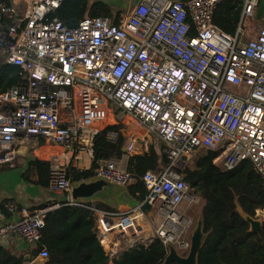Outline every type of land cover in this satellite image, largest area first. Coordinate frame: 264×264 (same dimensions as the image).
Segmentation results:
<instances>
[{
	"label": "built area",
	"instance_id": "built-area-1",
	"mask_svg": "<svg viewBox=\"0 0 264 264\" xmlns=\"http://www.w3.org/2000/svg\"><path fill=\"white\" fill-rule=\"evenodd\" d=\"M229 1L241 5L234 34L212 21L216 7ZM259 2L139 0L120 21L89 15L70 28L54 16L62 0H6L0 4V71L13 67L18 74L0 93V166L15 161L20 138H41L74 156L83 131H106L112 143L124 131L127 158L146 153L154 139L168 162L140 177L145 194L138 205L123 212L87 208L104 250L118 238L138 240L141 222L166 250L170 245L186 256L191 221L179 213L190 190L185 170L212 155L222 172L249 160L264 178V16L254 33L244 28ZM110 127L117 128L107 132ZM96 162L94 177L119 186L134 182L127 164L110 157ZM49 174L50 190L68 197L71 173L53 165ZM62 204L27 209L6 203L16 219L0 225V240L35 245L45 214ZM46 256L43 250L36 259Z\"/></svg>",
	"mask_w": 264,
	"mask_h": 264
},
{
	"label": "trees",
	"instance_id": "trees-1",
	"mask_svg": "<svg viewBox=\"0 0 264 264\" xmlns=\"http://www.w3.org/2000/svg\"><path fill=\"white\" fill-rule=\"evenodd\" d=\"M93 3L95 5L96 2ZM92 4L89 2L90 6ZM240 10L238 1L220 3L214 10L212 21L225 33L234 34ZM87 13V0H62L54 16L69 22L80 21ZM88 15L108 16V12L93 11ZM17 74V68L1 69L0 93L13 85ZM116 128L110 127L108 130ZM99 142L98 137L94 141L96 154L105 150L96 148ZM122 145L123 137L120 134L113 147L116 157H121ZM212 158V155H208L194 161L192 167L185 170L183 178L192 195L202 202L199 214L205 239L197 256V264H264V219L261 230L254 233L237 211L238 206L245 215L256 219V212L264 210V178L249 160L241 161L231 171L222 172L212 164ZM167 162L165 155L157 151L155 145H150L143 155L128 157L126 168L134 176V182L127 186L129 195L141 200L145 190L140 177L147 171H161ZM93 168L94 164L79 174L82 177L93 174ZM49 173L48 165L38 166L41 187L49 188ZM87 207L112 212L100 203H64L45 214L39 240L25 252L14 254L0 246V264H38L36 258L43 250L47 256L41 264H174L165 262L167 250L153 237L147 244L134 243L111 256L96 237L95 215ZM4 208V203H1L0 210L6 211Z\"/></svg>",
	"mask_w": 264,
	"mask_h": 264
},
{
	"label": "crops",
	"instance_id": "crops-1",
	"mask_svg": "<svg viewBox=\"0 0 264 264\" xmlns=\"http://www.w3.org/2000/svg\"><path fill=\"white\" fill-rule=\"evenodd\" d=\"M98 1H100L101 3H99ZM138 1L139 0H87L88 13L86 16H89L88 14H92L93 11H100V12L105 11L108 12L109 16L116 19V21H120V19L124 18L127 14L131 12V10L136 6ZM89 2L90 5L93 2H96L95 5H100V6L95 7L94 3L92 4L93 6H90ZM95 13L98 14V12ZM263 16H264V12L262 10L260 17H257V10H256V16L253 19H250L248 22H246L244 28L254 33L257 30V28L261 25V20ZM114 19H112V21ZM239 19H240V14H239ZM254 20L257 21L256 26L250 25L249 23ZM96 134L100 138L99 145L96 144V148H104L105 150H101L99 151V153L93 156L94 163L96 160L108 156L110 158L119 160L124 165L127 164L128 158L127 156L124 155L123 149H122L123 153L121 155V158L124 156L126 157L125 160L121 159L120 157H116V155H114V151H113L114 143L109 142L106 139L105 134L99 132H96ZM97 138H95V140ZM37 139L38 138L18 139V141H16L15 161L12 164H5L0 166V204L4 203L5 206L6 203L10 202L16 205L18 208L25 207L27 209H33L35 207L41 206L42 204H46L55 200L54 194H58V193L53 192L52 190H50V188L41 187L39 184V175H38V166L40 164L48 165L49 169L53 165H59L58 163L61 160V157H58L57 155L53 156L54 154H56L55 150L62 151L61 156L65 158L66 162L62 163L60 161L61 167L68 169L67 171L70 172L71 173L70 175L74 178L75 175L79 174V172L88 170L92 165L91 163L88 162V160L82 159L80 157V154L84 150L82 148H80L78 154L72 156L69 148H62L60 146L53 145L42 139H41V143L39 144ZM152 141L153 140H150V145ZM153 142L157 143L155 140ZM106 144L110 145V148H108ZM155 146L158 145L155 144ZM77 160L80 161V164L76 163ZM72 166H74V169L72 168ZM74 178H72L73 180L72 182L79 181V180H74ZM133 199L135 201L137 200L135 198ZM139 201L140 200H138V202ZM110 210L114 212H123L130 209L127 207H119V210L117 211L113 210L112 208H110ZM14 219H16V216L9 214L7 211L0 210V225ZM256 219H259L260 221L264 219V210L256 212ZM141 237L139 239H141ZM147 238L149 239L150 237L147 236ZM122 240L123 241L119 240L112 242L110 244V246L112 247L111 249L112 253L110 254L111 256L118 254L120 251L126 249L127 247H130L131 245H133L131 244V242L135 241V240L131 241L129 238H124ZM123 242H125L124 244L126 245H124ZM0 246L4 248H8L9 250L13 251L14 254H22L23 252L26 251V249L32 247L25 244L21 239L17 237H11L9 239H1ZM41 262H42L41 260L37 261L38 264H41Z\"/></svg>",
	"mask_w": 264,
	"mask_h": 264
},
{
	"label": "water",
	"instance_id": "water-1",
	"mask_svg": "<svg viewBox=\"0 0 264 264\" xmlns=\"http://www.w3.org/2000/svg\"><path fill=\"white\" fill-rule=\"evenodd\" d=\"M5 1L6 0H0V4ZM263 6L264 0H260L257 7V17H260ZM68 26L70 28L75 27L76 21H69ZM121 133L124 135V131ZM37 141L40 144L41 138H38ZM182 178H185L184 173L182 174ZM54 195L55 200L59 203L64 204L71 202L74 205L100 203L115 211L119 210V207L134 209L138 205V202L129 195L127 186H119L100 177H92L86 180L72 182L68 197L60 194ZM237 211L250 225L251 232L258 233L261 230V221L259 219L248 217L238 206ZM204 239L205 236L202 232V220L199 215L190 237V246L186 256L179 255L174 247L169 245L167 247L165 262H173L174 264H197V256L204 244Z\"/></svg>",
	"mask_w": 264,
	"mask_h": 264
},
{
	"label": "rangeland",
	"instance_id": "rangeland-1",
	"mask_svg": "<svg viewBox=\"0 0 264 264\" xmlns=\"http://www.w3.org/2000/svg\"><path fill=\"white\" fill-rule=\"evenodd\" d=\"M121 20V19H120ZM248 22V21H247ZM246 23V22H245ZM250 25H252V26H256V24H257V21L256 20H254V21H251L250 23H249ZM251 36V35H250ZM105 133H102V134H106V131H104ZM107 132H111V131H107ZM153 141H154V139H152ZM116 141L117 140H115V143H116ZM151 142V145L152 146H154L155 144L156 145H158V146H155L156 148H157V151H159L160 153H162V150H161V145L160 144H158V143H155V142ZM115 143L113 144L114 146H115ZM113 146V147H114ZM150 146V145H149ZM149 146H148V149H149ZM110 147V145H108V148ZM158 149H160V150H158ZM109 150V149H108ZM56 152V154H54L53 156H58V157H61V162L62 163H64V162H66V160H65V158L64 157H62L61 156V154H62V151L61 150H55ZM66 155V154H65ZM105 158H107V157H103L102 159H105ZM121 158V157H120ZM77 159H79V158H77ZM121 159H126V157H122ZM59 161V165L58 166H61V162ZM74 162V161H73ZM70 163V162H69ZM76 163L77 164H80V161L79 160H77L76 161ZM191 167H192V165H191ZM72 168L74 169V166H72ZM68 170V169H67ZM71 177V176H70ZM92 177H94V175L93 174H90V175H88V176H84V177H82L80 174H78V175H75V178L74 177H72V178H74V180H86V179H89V178H92ZM73 181V180H72ZM192 198H194V196L192 195V193L190 192V190H189V193H188V196H187V198H186V200L183 202V204L179 207V213H181V214H183V215H185L190 221H191V225H190V229H189V231H188V234H192V231H193V229H194V227H195V225H196V222H197V220H198V217H199V213H200V208H201V204H202V202H201V200L199 199V198H197V201H194ZM137 202H138V200H136ZM144 210H145V214L147 215V218L149 219V220H155L156 221V223L158 224V222L160 221V219L158 218V217H156V214H155V212L154 211H152V210H150V208H144ZM262 211V210H261ZM139 223V225H140V227H142V233H141V235H140V237L141 236H143V237H141V239H138V240H135V241H133V242H131V244H134V243H142V244H147V242H149V240H150V238H151V232H150V230H149V227H147V226H145V228L143 227V223H141V222H138ZM153 224H154V222H152ZM147 227V228H146ZM145 230V231H144ZM147 236L148 237H150L149 239L147 238ZM145 237V238H144ZM119 240H121V241H123L122 239H120V238H118ZM141 240V241H140ZM120 241V242H121ZM125 242H123V244H124ZM124 245H126V244H124ZM132 246V245H131ZM124 247V246H123ZM128 248V247H127ZM111 246L110 245H106V250L107 251H109V252H111ZM105 250V251H106ZM112 253V252H111Z\"/></svg>",
	"mask_w": 264,
	"mask_h": 264
},
{
	"label": "bare ground",
	"instance_id": "bare-ground-1",
	"mask_svg": "<svg viewBox=\"0 0 264 264\" xmlns=\"http://www.w3.org/2000/svg\"><path fill=\"white\" fill-rule=\"evenodd\" d=\"M97 137L98 135L96 134V132L88 131V130L83 131L80 135V142H81L80 148L84 149L83 152L80 154V157L82 159L88 160L89 163L94 164L93 171H95L97 168V165H96L97 162L96 161L95 163L93 162V156L96 155L95 148H94V141H95V138Z\"/></svg>",
	"mask_w": 264,
	"mask_h": 264
}]
</instances>
